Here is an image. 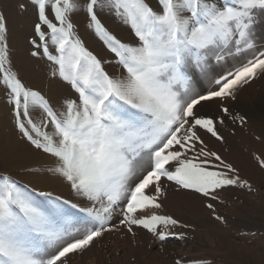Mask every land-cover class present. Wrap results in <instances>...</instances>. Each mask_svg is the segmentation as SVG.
<instances>
[{"label": "snow or ice", "instance_id": "6c2138e0", "mask_svg": "<svg viewBox=\"0 0 264 264\" xmlns=\"http://www.w3.org/2000/svg\"><path fill=\"white\" fill-rule=\"evenodd\" d=\"M31 3L38 10L39 22L34 31L41 42L34 46L39 48L44 43L41 28L46 26L58 55L50 54L47 46L43 47V54L58 65L59 77L78 93L79 102H68L65 111L58 114L42 95L27 89L9 70L6 20L2 14L0 86L13 106L15 128L21 137L33 148L54 158L51 171L62 177L73 192L98 205L86 210V215L97 221L98 227L67 243L46 261L43 258L37 261L33 258L41 250L37 237H44L51 244L59 234L51 228L49 216L22 199L9 177L0 176V264H64L65 258L89 248L112 231L107 227V218L126 192L122 217L129 232L136 226L146 229L161 242L182 239L179 235L171 237L157 231L160 226L183 227L171 217L153 214L137 218V213L161 208L162 179L172 182L177 190L210 199H216L220 189L247 186L238 183L233 175L235 169L219 155L197 151V145L204 148L197 130L223 142L216 125L224 121L198 117L194 110L203 102L234 100V89L250 83L258 73L264 74V52L224 77L223 82L218 80L217 91L184 103L181 93L188 91L190 82H195L196 73L208 55L205 50L229 45H235L239 51L254 47L257 13L264 14V0H231L229 6L219 9L205 0H159V13L144 0H107L114 14L131 26L140 47L127 46L109 34L95 12L98 5L103 7L100 0H87L89 27L124 67L127 73L124 79H112L105 74L100 61L73 36L69 17L78 10L75 0H31ZM46 8H50L56 23L50 21ZM184 13L187 16H182ZM31 55L35 57L37 52ZM33 110H37V115L43 112L45 119L40 124L32 119ZM221 112L229 115L227 108ZM242 119L233 116V120ZM49 128L51 134L44 130ZM190 152H196V156L189 157ZM141 153L148 154L149 168L129 191V182L137 176L134 162L141 158ZM201 156L219 163L196 162ZM173 162L179 166L170 170L168 165ZM208 167L216 170L208 171ZM259 167L264 169V161L259 162ZM36 195L50 197L51 194ZM206 206L212 208L211 204ZM56 211L63 213L60 208Z\"/></svg>", "mask_w": 264, "mask_h": 264}, {"label": "bare ground", "instance_id": "6f19581e", "mask_svg": "<svg viewBox=\"0 0 264 264\" xmlns=\"http://www.w3.org/2000/svg\"><path fill=\"white\" fill-rule=\"evenodd\" d=\"M129 38H133L131 33ZM262 43H264V15L257 13L254 45ZM263 48L262 46L257 50L252 49L250 50L252 52L229 59H226V56L232 51L205 50L208 55L202 62L204 65L201 64V70L196 73L195 82H190L188 91L181 93L182 103L215 91L217 82L208 89L215 77L226 74L227 71L241 65ZM105 62L108 65L111 64L108 60ZM108 69L112 79L127 77L125 71H119L112 66H108ZM234 92V100L203 102L194 110L198 117L224 121L223 124L216 125L223 142L215 140L203 130H197V132H204L200 133L204 148L200 149L199 145L196 148L197 151L203 150L219 155L225 164L235 169L233 175L238 183L247 186H230L220 189L215 194L217 198L210 199L197 193L177 190L176 185L162 179L161 188L164 196L159 200L161 208L137 213L138 219L147 218L153 214L170 216L183 227L160 226L157 228L158 232L163 230L162 232L174 237L176 232H188L185 229L193 227L199 243L209 242L212 245L213 251L209 250L207 256L203 258L193 255L182 259L189 263L197 261L196 263L203 264L201 262L210 260L213 264H222V256L218 253L226 251L235 254L242 264H264V170L259 167V162L264 161V74L258 73L256 79L242 87H237ZM222 108L229 110L228 116L221 112ZM233 116H240L243 119L233 120ZM31 156L27 158L15 152H9V155L0 153V157H3L0 158V165L5 169L15 170V173L20 169L28 168V176L25 174L27 171L20 173V176L28 183L27 200L35 202L42 208L32 206L49 216L51 228L59 234L58 239L51 244L44 237H37L41 241V250L33 258L37 261L43 258L46 261L67 243L82 238L87 230L98 227V222L86 215L88 208L95 209L98 205L77 195L62 177L53 174L51 168L54 167V159L42 160L33 154ZM188 156L195 157L196 152H190ZM198 160L201 163L210 162L211 165L219 163L202 156ZM134 163L137 165V176L129 182V191L135 183L139 182V178L146 174L149 168L148 154L141 153V158ZM168 168L174 170L176 167L170 164ZM206 169L216 170L212 167ZM149 192L151 193L152 190L150 189ZM36 193L51 195L45 197ZM64 201L68 204H64ZM126 203L127 192L113 206L107 218V227L112 231L106 232L89 248L65 258L64 264H74L73 261L79 264H107L109 259L106 254H110L115 260L121 256L122 262L118 264H153V259L158 255L156 254L159 247L158 241L146 229L132 226L131 232L127 230L128 226L123 225L122 217ZM72 204L77 207H71ZM209 204L212 208L206 206ZM57 208L63 209V213L57 214ZM77 208L83 210L78 211ZM102 249L108 250L104 252L105 257ZM108 257L110 258L109 255ZM167 264L172 263L169 261Z\"/></svg>", "mask_w": 264, "mask_h": 264}, {"label": "rangeland", "instance_id": "374dc122", "mask_svg": "<svg viewBox=\"0 0 264 264\" xmlns=\"http://www.w3.org/2000/svg\"><path fill=\"white\" fill-rule=\"evenodd\" d=\"M78 10L72 13L69 17L70 22L73 24V36L78 39L86 51L94 55L97 60L100 61L101 66L105 74L110 78L112 76L109 73L108 66L115 67L119 71H125L124 67L117 62V58L113 53L108 51L107 46L104 41H102L94 32L92 28L89 27V17L85 11L87 0H75ZM144 2L155 12L159 13L161 11L159 0H144ZM205 2H210L212 6L216 8H221L227 6L231 3V0H205ZM100 4L95 9L97 18L100 20L102 26L106 31L114 36L120 43H123L130 47H140L141 43L135 36L133 29L127 23H125L121 18H118L114 12L107 6V0H100ZM22 6V7H21ZM0 14L5 17L6 20V39L5 43L7 45L8 53V68L14 72L17 78L25 85L29 90L36 91L42 95L48 102L50 107L53 108L58 114L65 111V105L68 102H79L78 93H76L72 86L66 81L59 77L58 65L53 64L49 61L43 54V47L47 46L50 54L57 56L58 53L55 52V47L51 43V34L47 31L46 26H42L41 30L45 34V41L41 47L37 48L34 45L40 44V38L35 34L34 26L39 22L38 20V10L36 6L31 3V0H0ZM46 15H48L50 21L56 23L54 15L51 14L50 8H46ZM264 15V14H263ZM182 16H187V13L182 14ZM59 27V24L57 23ZM133 35V38H129V35ZM235 45H229L228 48H216V51H232L228 53L226 59L234 58L236 56L252 52V49H260L264 47V43L254 45L252 49H245L244 51H239ZM231 49V50H230ZM37 52V56L33 57L31 53ZM264 52V48L260 51ZM260 52L255 53L253 56L248 58L241 65H238L234 69L227 71L226 74H220L219 77H215L214 80L208 86V89L214 85L218 80H224V77L230 76V74L235 73L240 67H242L248 60L253 59L255 56L259 55ZM102 55V56H101ZM214 58V57H213ZM105 59V60H103ZM108 60L111 64L108 65ZM205 60V58H204ZM204 60L202 62H204ZM204 65V63H202ZM126 72V71H125ZM253 81V80H252ZM251 81V82H252ZM197 86V84H195ZM220 84L215 88L217 91ZM8 95L2 86H0V153L15 152L18 155L25 157H38L39 159L52 158L40 150L33 148L26 140H24L19 132L15 128L13 106L8 102ZM37 110H33L32 119L35 123L40 124L41 121L45 119L43 112L39 115L36 114ZM49 131L51 134V129H44ZM202 132H197V135L201 139L200 134ZM202 140V139H201ZM7 151V152H6ZM194 157V156H192ZM3 158V157H0ZM54 159V158H52ZM196 162H199L197 160ZM175 167L179 165L176 162L172 163ZM207 165H211L210 162H205ZM209 168V167H208ZM28 169V168H27ZM20 169L15 173V170L5 169L0 165V176H7L12 180L18 189V192L22 199H25L27 203L31 206L39 207L33 201H28L27 196L29 194L28 183L20 176V173L28 176V170ZM262 169V168H261ZM207 170V169H206ZM264 170V169H263ZM209 171V170H208ZM172 183V182H170ZM39 209H42L39 207ZM18 212V209H13ZM165 217H170L166 216ZM181 228V227H180ZM182 230V229H181ZM188 232L179 233L176 235L183 237L180 240L170 238L165 241H158L157 244L158 251L155 249L157 257L153 259V264H167L169 261L172 264H177V261L182 262V264H200L197 261L186 262L182 259L196 255L199 258L207 256L208 251H213L212 245L209 242L206 244L199 243L196 239V232L193 227L185 229ZM158 231V230H157ZM163 231V230H162ZM160 231V232H162ZM149 233V232H148ZM152 235L151 233H149ZM173 237V236H171ZM206 240V239H205ZM165 247V248H164ZM107 252V249H102ZM110 256V258L108 257ZM218 255H221L222 264H242L239 262L240 259L233 253H228L226 251H220ZM105 257V255H104ZM107 259H109L107 264H118L121 256H118L116 260L111 257L110 254H106ZM180 258V259H179ZM118 259V260H117ZM174 261V263H173ZM179 262V264H180ZM208 262V263H207ZM213 264L210 260L201 262L203 264ZM74 264H79L73 261ZM97 264V263H94Z\"/></svg>", "mask_w": 264, "mask_h": 264}]
</instances>
